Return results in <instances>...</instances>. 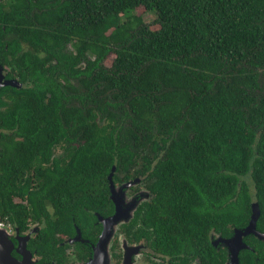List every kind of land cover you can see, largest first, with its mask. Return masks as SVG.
<instances>
[{
  "label": "trees",
  "instance_id": "16d2710c",
  "mask_svg": "<svg viewBox=\"0 0 264 264\" xmlns=\"http://www.w3.org/2000/svg\"><path fill=\"white\" fill-rule=\"evenodd\" d=\"M0 62L22 83L0 88V220L49 255L100 233L113 165L156 177L158 233L187 200L182 231L244 228L254 203L264 231V0H0Z\"/></svg>",
  "mask_w": 264,
  "mask_h": 264
},
{
  "label": "flooded vegetation",
  "instance_id": "af4514ba",
  "mask_svg": "<svg viewBox=\"0 0 264 264\" xmlns=\"http://www.w3.org/2000/svg\"><path fill=\"white\" fill-rule=\"evenodd\" d=\"M3 73L4 80H17L22 86L18 79L8 76L10 72L5 68ZM2 103L0 102V109ZM62 154L63 148L58 145L54 150V157ZM116 173L117 166L114 174L117 190H119L117 187L123 190L126 183L136 180L129 188H124L123 193L127 202L138 197L140 204L136 211L139 210V216L135 224L131 225L137 213H134L129 223L121 225L110 246L108 264H264V244H261L264 242V231L259 230L258 226L257 233H236V230L243 229L238 227H231L229 231L210 229L208 232L200 230L197 233H187L180 227L183 221L187 220V216L183 213L187 200L180 205L182 212L180 215L172 214L168 233H158L159 221L156 225H152L150 222L152 220L148 218L150 209H156L155 206L150 207L148 202H160V193L152 190L156 184L158 185L153 181L156 177L151 175L146 166H141L139 176L129 180H125L122 175L116 176ZM175 185L182 186V183H173V186ZM108 187L111 196L109 179ZM181 189L175 190L179 192ZM188 193L193 197L191 189ZM14 199L20 200V198ZM202 202L200 201L201 210L205 209L203 204H207ZM210 204L215 205L213 201H210ZM153 216L155 219L159 214ZM98 223L102 226L101 222ZM102 229L100 233H83L81 230L82 233L76 231L72 236L63 237V241L59 242L56 249L60 252L59 255L51 256L44 245V237L38 233L41 230L39 224H33L25 231L12 225L10 233H0V264H86L93 257V245L97 243Z\"/></svg>",
  "mask_w": 264,
  "mask_h": 264
},
{
  "label": "water",
  "instance_id": "95a60500",
  "mask_svg": "<svg viewBox=\"0 0 264 264\" xmlns=\"http://www.w3.org/2000/svg\"><path fill=\"white\" fill-rule=\"evenodd\" d=\"M4 66L0 62V88L6 85L19 86L20 84L17 80H4ZM116 171V165L113 166L108 179L110 181L111 188V199L115 204V212L111 216H102L97 213L98 221L102 223L103 229L99 236V239L96 244H94V254L90 261L86 264H108L110 262V246L112 241L118 233L121 225L123 223H129L134 217V213L139 207L140 201L136 196L133 201L127 202L126 196L124 195V188H129L131 184L135 183L136 180L130 181L126 183L121 190L120 187H117L119 190L115 188L114 182V174ZM261 214V209L258 203L253 204V214L250 220L249 225L246 228L236 230V233H257V219ZM34 231V230H32ZM77 233H82L81 229L76 227ZM0 233H10V231L6 228H0ZM85 264V263H82Z\"/></svg>",
  "mask_w": 264,
  "mask_h": 264
},
{
  "label": "rangeland",
  "instance_id": "374dc122",
  "mask_svg": "<svg viewBox=\"0 0 264 264\" xmlns=\"http://www.w3.org/2000/svg\"><path fill=\"white\" fill-rule=\"evenodd\" d=\"M137 13L141 15L144 18V21L149 23L153 29L159 28V25L154 24V21L157 18V14L155 12L151 13V12H148L144 7H139L137 9ZM112 61H113V56L109 60L106 61L107 65L110 66L112 64ZM9 228H12V225H10Z\"/></svg>",
  "mask_w": 264,
  "mask_h": 264
},
{
  "label": "built area",
  "instance_id": "2783aa9c",
  "mask_svg": "<svg viewBox=\"0 0 264 264\" xmlns=\"http://www.w3.org/2000/svg\"><path fill=\"white\" fill-rule=\"evenodd\" d=\"M0 226H4V227H6L8 230H10V224H8V223H5L4 221H2V220H0Z\"/></svg>",
  "mask_w": 264,
  "mask_h": 264
}]
</instances>
